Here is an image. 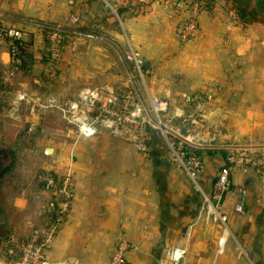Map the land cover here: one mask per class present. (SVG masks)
<instances>
[{"label": "crops", "instance_id": "crops-1", "mask_svg": "<svg viewBox=\"0 0 264 264\" xmlns=\"http://www.w3.org/2000/svg\"><path fill=\"white\" fill-rule=\"evenodd\" d=\"M52 2L57 22L82 15L86 72L102 76L113 66L116 72L140 70L148 77L149 92L163 91L168 103L183 106V114L198 106L203 141L214 135L221 145L242 146L264 158V24H242L229 14L230 4L219 0L198 15L196 37L181 43L177 27L186 12L179 0H111L117 20L99 1ZM127 48L138 67L125 59ZM95 51H100L99 68ZM141 58L146 66H140ZM0 64H9L6 48L0 51ZM194 146L204 164L198 183L209 192L223 162L218 150L223 147ZM74 159L73 198L46 252L50 264H106L119 242L126 244V264L167 263L175 247L186 250L180 264H264V174L243 167L231 171L222 200L227 216L222 234L220 224L204 213L201 191L179 172L182 184L164 157H141L100 131L78 142ZM4 194L0 264L17 256L12 249L31 229L46 226L37 205L25 208L24 200L9 202ZM237 202H242V213L233 210Z\"/></svg>", "mask_w": 264, "mask_h": 264}, {"label": "rangeland", "instance_id": "rangeland-1", "mask_svg": "<svg viewBox=\"0 0 264 264\" xmlns=\"http://www.w3.org/2000/svg\"><path fill=\"white\" fill-rule=\"evenodd\" d=\"M95 1L109 8L110 14L117 20L112 6L108 7L101 0ZM0 4V29L6 31L8 38L24 41L35 53L37 60L34 72L26 75L19 74L13 67L10 68V56L8 66L0 64V80L12 87L0 91V151L3 152L0 160V194L5 193L9 202L24 200L25 208L34 209L37 205L36 209L46 217V226L31 229L27 238L20 239L14 246L16 251L12 249L11 255L15 256L18 250L21 254L32 234L38 231L40 244L36 248L43 258L38 264H50L46 252L53 246L57 236V224L68 213L73 198L74 148L84 139L76 132L74 123L86 116L94 118L100 108L97 105L89 113V108L81 100V93L85 90H99L103 100L111 98L113 102L109 110L114 114L108 116V120L116 121V129L113 132L99 128L97 134L100 131L107 132L124 146L131 147L135 154L141 157H147V152L152 150L154 143V148L158 150L157 156L164 157L174 169L176 168L175 176L178 178L179 172L183 174L184 171L171 160L166 139L156 120L160 119V124L165 129H169L170 125H179L178 123H182L180 125L183 128V117L190 116V121L184 125L194 130L190 136L191 141L189 140L193 147L195 144L203 147L215 145L229 150V146L221 145L214 135L203 141L200 128L203 129L204 124L197 105L183 114V110H180L183 106H175L172 101L171 104L168 103L167 97H163V91L160 94L149 92L148 77L140 70L136 73L116 72V67L113 66L102 76L100 73L86 72L85 60L88 58L84 47L87 45L80 36V33L84 32L85 22L79 12L77 15L70 14L64 22H57L53 13L51 14L55 6L52 0H0ZM63 29L76 31L66 43L57 38L56 31ZM117 29L119 30V27ZM111 31H115L113 24L109 25L108 32ZM9 44L10 41L0 32V51L6 48L8 52ZM47 51L50 53V59L45 61L43 54ZM94 53L97 55L94 64L99 68L100 51ZM41 59L45 63H41ZM91 59L94 57L89 60ZM125 59L127 62L131 60L128 55ZM109 60H113V57H109ZM104 81H107V84H104ZM154 100L166 103L164 112L159 113L152 109ZM72 105H75V109L70 108ZM178 115L181 117L177 118ZM168 137L176 147L183 149V145L187 144L182 139ZM46 148L51 151L45 153ZM181 182L183 184V178ZM189 184L201 191L205 215L220 224L223 234L225 226L212 213L207 212L202 197V194L210 196L212 186L209 192H205L200 188L198 179L196 184L191 181ZM55 212H58V217H55L53 223L51 214ZM222 213L225 215L226 225L227 216L223 209ZM120 246L123 248L122 256L126 264L124 242L116 245L106 264H110L113 254L119 251ZM183 249L186 252L185 248ZM4 264H20V260L13 257Z\"/></svg>", "mask_w": 264, "mask_h": 264}, {"label": "built area", "instance_id": "built-area-1", "mask_svg": "<svg viewBox=\"0 0 264 264\" xmlns=\"http://www.w3.org/2000/svg\"><path fill=\"white\" fill-rule=\"evenodd\" d=\"M108 7L111 6V0H101ZM202 0H180V3L183 7V10L186 12L185 18L178 24L177 27V36L181 43H187L192 41L198 32V15L202 11L201 9ZM229 14L232 17H235L234 13L230 10ZM0 32H3V35L7 37L6 31L0 29ZM9 37V36H8ZM127 55L132 59L138 67L139 61H137L132 51L129 49ZM84 104L89 108V113L94 110V108L99 105L100 108L94 118H88L87 116L78 122L74 123L76 132L80 137L92 138L96 136L99 128H103L109 131H115L116 121L108 120V116H113V112L109 110V106L113 103L111 98H106L103 100L101 91L99 90H85L81 93ZM128 99V96H126ZM105 102V103H103ZM104 104V105H102ZM165 102L160 100H154L153 110L155 112H164L165 111ZM102 105V106H101ZM75 105L70 106L72 109ZM116 117V115H115ZM181 117L178 115L177 118ZM190 116L183 117V128L182 123L179 125H174L165 129L161 124V120H156V124L159 125V129L162 132V135L165 137L167 146L170 152L171 160L174 164L180 167L186 177L196 184L198 175L203 171L204 164L202 159L195 154L185 153L181 147H176L175 143L168 137L182 139L183 142H189V136H191L194 131L193 128H186L187 125H184ZM160 120V121H159ZM190 121V120H189ZM169 123V122H167ZM170 124V123H169ZM182 130H186V135L181 134ZM191 131V132H190ZM167 135V136H166ZM244 167L245 169L253 170L257 175L264 174V158L258 155H254L251 152L247 151L245 147L242 146H229L227 149V155L225 162L217 173L216 179L212 185L211 194L207 196L202 194L203 201L207 206V212L212 213L215 218L222 222V225L225 226L224 233L227 231L225 225V215L222 213V199L223 196L228 192L231 186L230 173L235 167ZM233 210L237 213L243 212L242 202H237L233 205ZM38 231L34 232L28 244L23 247L20 254V264H38L43 258L39 254V250L36 248L40 244ZM122 247L120 246L119 251L113 254V259L110 264H125L124 258L122 256ZM185 251L183 248L175 247L171 252V257L169 262L164 264H180L184 257ZM44 263V262H43Z\"/></svg>", "mask_w": 264, "mask_h": 264}, {"label": "trees", "instance_id": "trees-1", "mask_svg": "<svg viewBox=\"0 0 264 264\" xmlns=\"http://www.w3.org/2000/svg\"><path fill=\"white\" fill-rule=\"evenodd\" d=\"M127 1H131V0H127ZM215 1H219V0H202L201 9L202 10L208 9L209 6ZM223 1L228 2L230 4L229 9L234 13L235 18L242 24H256V23L264 24V0H223ZM56 33H57V38H59V40H62L63 43H66L68 40L67 38L68 35H71L70 34L71 32L65 29L58 30L56 31ZM6 39L10 41V44L8 45V53L11 59L10 68L13 67L14 69H16V72L22 75H26L28 73L34 72V65L37 62L34 56V52L31 51L28 48V45H26V43L22 40L16 38H8V37H6ZM49 54L50 53H48V51L43 54L44 57L43 59L45 61L50 59ZM44 60L41 59L40 60L41 63H43ZM9 89H12V87L7 86L6 82L0 80V91L9 90ZM155 141H156V137L154 138V142ZM153 144L151 148L152 150L147 152L148 157L156 153V148H154ZM183 150L185 153H189V154L192 153L195 154V156H199V157L201 156L199 149L193 148L192 146H189L187 144L183 145ZM219 152L222 154V159H223L222 165H223L227 155V150H219ZM1 154H3L2 151H0V160L2 159ZM222 165L220 166V168L222 167ZM54 214H51L52 215L51 220L53 223L55 217H58V212H55ZM17 252L18 253L16 258L17 260H19L20 250H18Z\"/></svg>", "mask_w": 264, "mask_h": 264}, {"label": "water", "instance_id": "water-1", "mask_svg": "<svg viewBox=\"0 0 264 264\" xmlns=\"http://www.w3.org/2000/svg\"><path fill=\"white\" fill-rule=\"evenodd\" d=\"M146 65H147V62H146L145 58H141L140 59V66L143 67V66H146ZM171 115H173V114H171ZM181 134L183 136H185L186 135V130H182ZM50 151H51L50 148H46L45 149V153H49ZM67 263L68 264H74V262L72 260H67Z\"/></svg>", "mask_w": 264, "mask_h": 264}]
</instances>
